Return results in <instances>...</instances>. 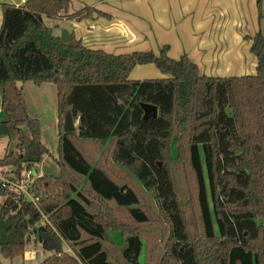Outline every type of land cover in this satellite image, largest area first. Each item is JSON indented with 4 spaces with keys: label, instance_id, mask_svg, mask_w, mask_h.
<instances>
[{
    "label": "trees",
    "instance_id": "1",
    "mask_svg": "<svg viewBox=\"0 0 264 264\" xmlns=\"http://www.w3.org/2000/svg\"><path fill=\"white\" fill-rule=\"evenodd\" d=\"M73 0L0 3V99L16 140L0 167L33 170L50 149L22 87L57 89L58 175H38L37 203L1 187L0 254L37 264H264V34L252 40L255 74L212 76L186 54H114L74 34H54L44 16L81 20ZM261 13V0H258ZM100 13V12H99ZM166 76L132 79L136 65ZM158 106L145 120L141 103ZM67 114L78 129L65 131ZM120 232L125 246L109 236Z\"/></svg>",
    "mask_w": 264,
    "mask_h": 264
},
{
    "label": "crops",
    "instance_id": "2",
    "mask_svg": "<svg viewBox=\"0 0 264 264\" xmlns=\"http://www.w3.org/2000/svg\"><path fill=\"white\" fill-rule=\"evenodd\" d=\"M26 1L0 3L23 5ZM84 5L96 8L97 15L81 20L60 16L56 18L61 21L60 30L59 23H52L54 34H61L63 27L84 45L114 54H159L168 45L171 57L177 59L186 54L202 73L212 76L256 73L257 57L251 50L252 40L246 36H254L259 29L264 34V0L261 18L258 0H73L71 10ZM2 20L0 7V27ZM155 68L158 67L153 63L136 65L130 77L164 75ZM78 124L79 119L74 120L76 130ZM55 127L59 129L58 118ZM34 171L43 175L41 164Z\"/></svg>",
    "mask_w": 264,
    "mask_h": 264
},
{
    "label": "rangeland",
    "instance_id": "3",
    "mask_svg": "<svg viewBox=\"0 0 264 264\" xmlns=\"http://www.w3.org/2000/svg\"><path fill=\"white\" fill-rule=\"evenodd\" d=\"M44 21L49 27L51 26V28L53 26L52 23L55 24L59 23L60 25H58L57 27L58 29L61 27V21H58L56 18L44 16ZM63 30L64 29L62 27L61 34ZM58 34L61 36L60 31L58 32ZM155 69L159 70L158 68ZM165 76L166 75L164 74L160 77H165ZM160 77L151 75L148 76L147 78H160ZM21 87L30 114L33 115L34 117L39 118L42 121L41 122L42 140L44 144L47 145V147L50 149V154L45 155L43 157L42 162L40 163L42 170L41 172L43 173V175L45 174L58 175L60 172V167L56 161V158L58 156L57 146H58V131H59V129L55 127V120L58 118L56 85L52 82L45 83L43 85H36L33 82H28L26 86L23 85ZM4 117H5L4 112H0V120H3ZM47 124H49L48 128L46 127ZM15 140L16 137L14 132L4 133L0 135V158L3 157L7 146L10 143H14ZM40 164H38L36 168H38ZM13 168L14 167L12 166L0 167V176L5 177L16 174V172H13L12 170ZM37 174H39V171ZM4 199H5V195H3L2 191L0 190V205L4 201ZM109 236L111 240L114 242V245L116 247L123 248L125 246V240L120 232L116 230H110ZM32 253H35L34 255L35 257L32 255ZM47 255H48L47 252H42L41 250L39 251L38 243L32 240L30 244L26 247V251L23 258L10 259L0 254V264H37L41 260H43ZM140 262L141 264H146L145 244L140 257Z\"/></svg>",
    "mask_w": 264,
    "mask_h": 264
},
{
    "label": "built area",
    "instance_id": "4",
    "mask_svg": "<svg viewBox=\"0 0 264 264\" xmlns=\"http://www.w3.org/2000/svg\"><path fill=\"white\" fill-rule=\"evenodd\" d=\"M34 170L35 169L25 171L22 174L16 173L14 175L5 177L0 176V185L2 187L15 189L23 195L25 200L37 203L39 197L35 196L31 192V187L35 181V177L38 176V174ZM32 255L34 256L35 253H32Z\"/></svg>",
    "mask_w": 264,
    "mask_h": 264
},
{
    "label": "water",
    "instance_id": "5",
    "mask_svg": "<svg viewBox=\"0 0 264 264\" xmlns=\"http://www.w3.org/2000/svg\"><path fill=\"white\" fill-rule=\"evenodd\" d=\"M94 15H97L96 12H94ZM61 38L63 41L68 42L71 39V35L67 30H63L61 34ZM141 106L144 110V116L143 118L145 120L151 119V118H156L158 116L159 110L158 106L151 104V103H145L142 102ZM0 107H1V99H0ZM76 130V127L74 125V120L71 116V114H67L66 120H65V131L70 132ZM9 127L5 122L0 123V135L4 133H9Z\"/></svg>",
    "mask_w": 264,
    "mask_h": 264
},
{
    "label": "bare ground",
    "instance_id": "6",
    "mask_svg": "<svg viewBox=\"0 0 264 264\" xmlns=\"http://www.w3.org/2000/svg\"><path fill=\"white\" fill-rule=\"evenodd\" d=\"M29 254V253H28Z\"/></svg>",
    "mask_w": 264,
    "mask_h": 264
}]
</instances>
